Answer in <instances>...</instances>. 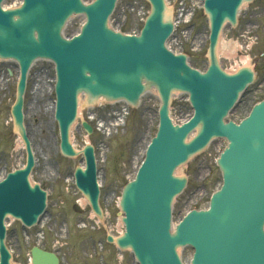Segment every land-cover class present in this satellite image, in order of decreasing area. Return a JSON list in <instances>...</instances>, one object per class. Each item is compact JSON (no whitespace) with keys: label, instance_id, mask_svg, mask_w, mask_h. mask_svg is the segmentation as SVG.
Returning a JSON list of instances; mask_svg holds the SVG:
<instances>
[{"label":"water","instance_id":"95a60500","mask_svg":"<svg viewBox=\"0 0 264 264\" xmlns=\"http://www.w3.org/2000/svg\"><path fill=\"white\" fill-rule=\"evenodd\" d=\"M115 1L22 0L18 8L3 10L0 0V58L12 59L19 67L11 114L27 153L25 167L0 181V264H10L4 220L10 216L30 227L45 208L46 193L28 180L34 161L22 125L26 74L38 59L55 67L54 117L65 156L78 154L69 142V131L80 95L88 104L103 98L136 106L150 89L158 94V131L119 202L125 229L115 240L120 249H129L138 264H182L178 249L185 246L193 249L190 264H264V101L239 124L225 121L253 73L241 68L227 74L216 57L223 25H235L239 8L251 0H204L210 27L209 65L204 73L192 69L184 55L165 47L173 25L166 19L171 11L165 9L164 0H148L151 12L138 36L108 28ZM72 15H84L85 23L79 35L64 38L62 30ZM174 92L187 94L193 109L192 117L180 126L169 118ZM82 126L91 133L85 122ZM216 138L228 142L217 159L222 185L207 209L192 210L171 232L172 202L186 185V178L174 172ZM81 153L85 164L84 169H75V185L101 217L93 148L87 145ZM107 240L113 242L111 237ZM31 254L33 264H57L53 254L37 248Z\"/></svg>","mask_w":264,"mask_h":264},{"label":"rangeland","instance_id":"374dc122","mask_svg":"<svg viewBox=\"0 0 264 264\" xmlns=\"http://www.w3.org/2000/svg\"><path fill=\"white\" fill-rule=\"evenodd\" d=\"M89 2L91 0H83ZM183 4L170 2L172 11L183 7V14L193 13L188 24L179 20L175 32L168 41V47L173 52L187 53L191 66L204 70L207 66L206 49L208 45L207 18L201 9L202 0H182ZM18 0H6L4 5L10 6ZM149 6L145 0H118L109 25L123 33L137 32L143 21L141 13H147ZM264 0H254L246 5L240 15L237 27L225 26L221 39L223 43L231 44L234 56L228 57L219 53V63L226 71L235 70L248 65L256 72V80L245 91L240 104L229 114L228 119L239 122L247 115L252 105L264 99ZM82 17H73L67 23L64 35L70 36L79 30ZM250 31V34L247 33ZM247 33V34H246ZM250 37L249 39L247 37ZM2 70V71H1ZM16 63L0 61V173L12 171L25 161V151L19 137L14 133L10 116V107L15 97ZM12 72V75L8 74ZM55 73L53 64L38 60L30 70L25 92L24 125L35 155V167L31 180L40 183L48 191L46 213L39 225L24 228L18 221L12 219L7 223L6 243L13 258L26 261L32 246H43L58 253L61 264H134L129 251H118L112 245L106 250L104 236L114 237L123 230L118 213V199L123 184L131 180L143 159L145 148L157 130L158 100L154 92L142 97L138 107H129L124 125L112 129L108 138L100 132L87 135L80 122L86 118V109H81V115L71 130V143L76 150L87 142L95 147L98 181L100 185V205L105 214V220L100 224V230L91 229L94 224L92 212L83 196L76 190L72 174L77 166L83 164L81 155L76 158H66L59 153V136L57 125L53 120L51 106L54 103ZM37 83L42 86L37 88ZM125 104H102L92 109L95 121L101 119L107 125H112L113 110L119 111ZM86 108V107H85ZM191 107L186 95H176L171 104V117L180 123L191 115ZM113 117V119H112ZM226 141L219 139L211 142L201 153L192 157L180 174L187 176L188 185L182 195L175 198L172 207L173 222L176 223L191 209H204L208 206L211 194L219 187L221 173L215 164L219 153L225 147ZM79 205L80 212L74 210ZM83 222L86 228L78 227ZM43 232L44 239L38 242V233ZM101 236L104 244V254L89 259L92 254L91 241L88 238ZM191 248L180 250L184 262L189 261ZM121 257V260L118 259Z\"/></svg>","mask_w":264,"mask_h":264},{"label":"bare ground","instance_id":"6f19581e","mask_svg":"<svg viewBox=\"0 0 264 264\" xmlns=\"http://www.w3.org/2000/svg\"><path fill=\"white\" fill-rule=\"evenodd\" d=\"M233 51V47L231 46V44H225L223 43V39H220L219 40V43H218V54L219 53H225V55H227L228 57H233L234 56V52H231ZM244 66H248V59H244ZM16 72L17 70H14V73L16 75ZM40 85L42 86L41 83H37V88L40 87ZM83 105L80 101L78 102V105H77V114L78 115H81V109H83ZM241 105V103H240ZM53 110V105L51 106V112ZM88 144V143H87ZM182 168V167H181ZM181 168H177L174 172V175H180V169ZM3 173L0 175L1 177H3ZM39 238L41 239V234L39 235Z\"/></svg>","mask_w":264,"mask_h":264},{"label":"flooded vegetation","instance_id":"af4514ba","mask_svg":"<svg viewBox=\"0 0 264 264\" xmlns=\"http://www.w3.org/2000/svg\"><path fill=\"white\" fill-rule=\"evenodd\" d=\"M17 261H19V263H21V264H27V263L22 262L21 260H17Z\"/></svg>","mask_w":264,"mask_h":264}]
</instances>
